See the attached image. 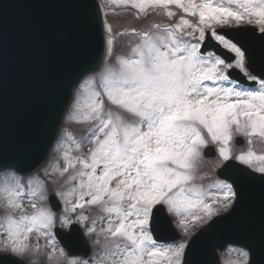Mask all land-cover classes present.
<instances>
[{
  "label": "snow or ice",
  "instance_id": "obj_1",
  "mask_svg": "<svg viewBox=\"0 0 264 264\" xmlns=\"http://www.w3.org/2000/svg\"><path fill=\"white\" fill-rule=\"evenodd\" d=\"M108 2L130 6L137 19H167L118 33L106 24L105 67L79 84L70 108L83 135L65 133L57 160L26 181L19 170L0 171V264H24L42 248L62 264H184L187 241L158 240L153 218L166 209L187 232L231 206L232 184L195 183L205 151L215 145L228 161L230 145L245 137L248 149L235 159L264 175V154L253 150L254 140L264 142V69L253 74L245 38L231 35L250 31L247 40L264 49V0ZM122 36L127 51L116 53ZM78 228L97 246L88 258L58 246V229L71 238ZM229 251L233 264H252L249 251Z\"/></svg>",
  "mask_w": 264,
  "mask_h": 264
},
{
  "label": "water",
  "instance_id": "obj_2",
  "mask_svg": "<svg viewBox=\"0 0 264 264\" xmlns=\"http://www.w3.org/2000/svg\"><path fill=\"white\" fill-rule=\"evenodd\" d=\"M70 2L71 0H65L67 5ZM84 2L86 5L83 3L85 6L81 9L86 12V16H79L77 7L75 8L73 5V7L64 6L68 7V13L75 26V35L69 31V35L74 40L71 46L69 41L61 40V46L58 48V52H54L53 58L60 56L63 47L73 48L71 52L72 55L74 54L73 58L68 57L67 63L58 67L59 70L54 77L46 78V82L51 85L49 93L43 98L41 107L35 104L31 109L33 114H38L41 108L38 121L34 122L31 119L33 123L28 126L26 122V128L18 138L15 137L9 143L1 142L5 154L4 159L0 160V166L13 164L21 171H27L38 165L47 151L46 148L52 142L60 117L70 99L71 87L80 79L81 75L99 67L104 46L99 8L91 0ZM45 16H41L45 25L57 24V22L65 23L66 21L65 12H53L52 17L50 14L47 21ZM61 28L66 31L64 25ZM0 32H4L3 20L0 23ZM236 36L240 38L238 35ZM2 37H4V33ZM245 40L249 45L247 38ZM252 43L257 48L249 50L253 65H258L263 69L261 67L264 63V56H261L262 48L258 41ZM24 47V45L17 46L18 55H23ZM76 48L77 50L74 51ZM15 56L13 54L12 59L17 61ZM55 63V61L48 62L46 69L49 70ZM10 66L14 67V64H10ZM259 71L261 70L255 69V73ZM4 74L8 76V71H4ZM18 108V101L11 98L0 99V111H16ZM235 143L241 144L242 141L240 138H236ZM214 153V148L210 146L204 156L212 157ZM230 162L217 173L233 183L234 192H236L235 203L229 214L213 219L190 239L184 255V264H217L216 249L221 250L231 243L244 246L250 253L252 264H264V175H256L240 164ZM58 203L57 200L50 199V204ZM165 220L168 222V226L160 227L159 225ZM152 227L158 240H168L174 237L175 232L169 225V219L162 208L155 212ZM57 237L69 254L88 253L87 245L78 229L73 232L71 238L58 230Z\"/></svg>",
  "mask_w": 264,
  "mask_h": 264
},
{
  "label": "rangeland",
  "instance_id": "obj_3",
  "mask_svg": "<svg viewBox=\"0 0 264 264\" xmlns=\"http://www.w3.org/2000/svg\"><path fill=\"white\" fill-rule=\"evenodd\" d=\"M99 5H101V15H103V25H104V35H105V50H104V57L101 63V67L98 71L94 72V73H90V75L85 76L80 83L85 80L88 77H92L95 76L96 74L100 73L103 68L105 67V58H106V40H107V33L105 30V25H111L112 29H113V33H118L120 31L123 30H127L129 28H137V29H145L147 28L151 23L153 22H160L161 20H166L167 18L165 17H158V16H149L147 18L141 17L140 19H137L135 16V9H132L130 6H116V5H111L109 4L108 0H98ZM197 2H199V0H197ZM178 11V10H177ZM190 19H194L189 17ZM179 19V15H177L176 17L173 18V20H178ZM257 28H259V26L253 25ZM226 27V26H225ZM130 39V37L128 36H122L119 37L118 40L116 41L115 44V51L116 53H121V52H126L127 48L125 47L127 41ZM113 61L115 59V57L113 56L111 58ZM79 84L75 87L71 98L73 99V94L75 93V91L77 90ZM72 99L71 102L68 105V109L66 110V112L64 113L63 117L61 118V123L58 127V132H57V136L54 139V142L52 144V146L49 148V152L46 155L43 165H41V167H39L37 170H35L34 173L36 172H40L45 165H49L51 163H54L57 158L60 156V153L62 151L65 150V148L63 146L58 147V143L62 140V138L64 137L65 133H72L74 134L77 138H79V136L83 135V131H84V126L74 123L70 120L69 118V113H70V108L72 105ZM243 139L245 140L244 145L243 146H235L233 143L230 145L231 147V154H232V158L233 160L237 161L235 159V156L240 154L241 152L247 151L248 149V144L246 142L245 137H243ZM67 144L70 145V141L66 142ZM215 146V145H214ZM85 150L87 149V145L84 146ZM216 148V146H215ZM68 150H72L71 148H69ZM253 150L257 152V154H264V142H260L258 139L254 140L253 143ZM224 162V160L220 159L218 156V153L216 151V155L214 158L212 159H204L202 158L198 164V170L196 172V180L195 183L198 185H201L203 187H208L209 184L215 182V181H222L219 178L216 177L215 175V170L217 169L218 166H220L222 163ZM60 166L63 167V162L61 161ZM4 171H11V170H4ZM42 175V173H41ZM31 176L30 175H23L20 176L22 178V180H25ZM224 182V181H223ZM226 183V182H225ZM52 188L53 186L51 184L48 185V192L52 193ZM24 207L27 211H31V207L30 205L25 202ZM62 210V206L61 209L58 210L57 215H59L60 211ZM228 210V209H227ZM227 210H221L219 212V214L221 212H225ZM88 211V215L90 217L97 215L98 213V209H96L95 207H92L90 209L87 210ZM167 212V210H166ZM167 214L171 217V221L173 226L177 229V231L180 233V235L182 236L180 241H187L190 238V234H192L196 229H198L201 225L200 224H196V225H190L189 230L187 232H185L183 229H181L178 225V217L169 214L167 212ZM104 225L101 223L97 224V227H103ZM87 240H89L90 243V250H91V254L90 256L93 254L94 251L98 250L97 246H94L92 243V238L86 236ZM179 241V242H180ZM177 242V243H179ZM33 243H35V237H33ZM46 242L41 239L40 240V244L44 245ZM101 244H103V238L101 237ZM59 246V245H58ZM229 249H237L236 247H227L224 251H222L219 256V264H233L234 261H236L238 259V257L235 254V251H229ZM51 249L48 248H42V250L37 253V254H29L27 256H25L23 258V260L27 263V264H62V261L60 260H49L47 257V253L50 252ZM89 256V257H90Z\"/></svg>",
  "mask_w": 264,
  "mask_h": 264
}]
</instances>
